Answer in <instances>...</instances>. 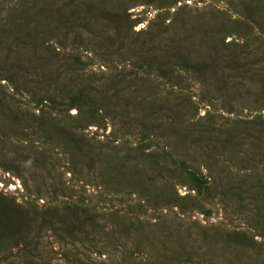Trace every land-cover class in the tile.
Segmentation results:
<instances>
[{
	"label": "rangeland",
	"instance_id": "1",
	"mask_svg": "<svg viewBox=\"0 0 264 264\" xmlns=\"http://www.w3.org/2000/svg\"><path fill=\"white\" fill-rule=\"evenodd\" d=\"M0 264H264V0H0Z\"/></svg>",
	"mask_w": 264,
	"mask_h": 264
},
{
	"label": "trees",
	"instance_id": "2",
	"mask_svg": "<svg viewBox=\"0 0 264 264\" xmlns=\"http://www.w3.org/2000/svg\"><path fill=\"white\" fill-rule=\"evenodd\" d=\"M20 211L9 205L5 199H0V240L17 232L20 225Z\"/></svg>",
	"mask_w": 264,
	"mask_h": 264
}]
</instances>
